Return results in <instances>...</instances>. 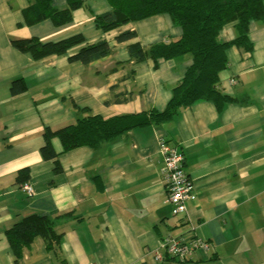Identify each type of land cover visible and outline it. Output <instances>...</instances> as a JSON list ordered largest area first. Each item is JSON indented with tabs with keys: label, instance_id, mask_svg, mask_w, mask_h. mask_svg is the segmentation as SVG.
<instances>
[{
	"label": "crops",
	"instance_id": "1",
	"mask_svg": "<svg viewBox=\"0 0 264 264\" xmlns=\"http://www.w3.org/2000/svg\"><path fill=\"white\" fill-rule=\"evenodd\" d=\"M31 1L0 0V264H60L41 237L16 261L7 231L32 214H68L56 221L66 264H159L153 258L163 252L162 243L183 235L204 240L209 249L164 264H264V19L249 25L252 52L226 51L228 68L219 85L235 101L221 110L199 102L163 125L133 129L97 149L62 153L60 140L52 137L57 158L44 160L45 129L73 125L89 114L109 118L165 109L192 59L160 60L155 68L149 60L126 65L128 45L149 47L181 36L167 14L103 32L94 19L111 9L108 0H76L71 20L62 25L51 19L27 24L23 11ZM69 6V0H52L55 11ZM124 31L135 38L118 43ZM76 35L83 43L39 60L11 43H54ZM236 35L230 22L218 39ZM103 40L110 55L86 66L70 62L81 48ZM17 82L25 90L14 95L11 85ZM116 94L132 98L114 103ZM164 145L182 154L193 187L181 216L162 200ZM23 169L32 182L30 196L19 182Z\"/></svg>",
	"mask_w": 264,
	"mask_h": 264
},
{
	"label": "trees",
	"instance_id": "2",
	"mask_svg": "<svg viewBox=\"0 0 264 264\" xmlns=\"http://www.w3.org/2000/svg\"><path fill=\"white\" fill-rule=\"evenodd\" d=\"M70 6L64 11L52 9V0H32L23 11L27 24H34L51 19L54 24L62 25L71 20V8L76 0H69ZM111 9L94 19L96 27L103 32L116 29L130 22L140 21L152 16L167 14L172 23L182 30L181 36L168 39L149 47L139 44L128 45L130 62L138 63L149 60L154 68L160 60H169L179 56H189L192 64L186 70L182 80L172 89L171 98L165 109L159 111L149 108L139 113L123 114L109 118L89 114L73 125L57 129H45V146L41 149L44 160H55L57 153L50 144L56 137L62 144V153L79 147L97 149L110 143L127 132L141 127L159 126L176 117L183 109L199 102H212L218 110L235 101L220 90L219 74L228 68L226 51L230 47L252 52L253 46L248 39V28L251 22L264 19V0H108ZM230 22L235 23L236 37L228 42H221L218 35L222 27ZM135 38L133 31H124L116 37L118 43ZM81 35L72 36L58 42L42 43L36 38L12 40V45L20 52L27 53L34 60L51 55H65L68 50L83 43ZM112 53L108 43L103 40L81 48L69 57L70 62L88 65L95 60ZM132 77L129 72L126 79ZM124 79V78H123ZM22 83L11 85L12 94L24 92ZM131 95H114V103H124ZM184 169V166H183ZM61 168L55 161L54 171ZM185 171V170H184ZM28 180V170L19 174L21 186ZM188 180L190 181L189 177ZM68 214L54 218L32 214L21 218L8 231L7 239L18 261L28 251L35 237H41L46 250L54 255L60 264H66L60 244L62 233L56 229V221ZM197 238L194 235H183ZM181 237V236H180ZM199 239V238H197ZM165 257L159 264L170 261Z\"/></svg>",
	"mask_w": 264,
	"mask_h": 264
},
{
	"label": "built area",
	"instance_id": "3",
	"mask_svg": "<svg viewBox=\"0 0 264 264\" xmlns=\"http://www.w3.org/2000/svg\"><path fill=\"white\" fill-rule=\"evenodd\" d=\"M162 155L161 179L165 186L163 203L172 206L175 216L184 215L185 203L193 196V187L183 169V156L176 148L165 145L162 147ZM21 189L26 195H32V182L27 180ZM162 248L163 252L156 254L153 258L156 263H161L165 257L185 261L195 250H208L209 244L191 236H181L165 240Z\"/></svg>",
	"mask_w": 264,
	"mask_h": 264
}]
</instances>
